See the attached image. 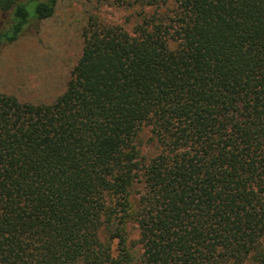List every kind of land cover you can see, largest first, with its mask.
I'll return each instance as SVG.
<instances>
[{
	"label": "trees",
	"instance_id": "obj_1",
	"mask_svg": "<svg viewBox=\"0 0 264 264\" xmlns=\"http://www.w3.org/2000/svg\"><path fill=\"white\" fill-rule=\"evenodd\" d=\"M117 1L52 102L0 92V264H128L132 219L141 264H264V0ZM58 2L0 0V49Z\"/></svg>",
	"mask_w": 264,
	"mask_h": 264
},
{
	"label": "rangeland",
	"instance_id": "obj_2",
	"mask_svg": "<svg viewBox=\"0 0 264 264\" xmlns=\"http://www.w3.org/2000/svg\"><path fill=\"white\" fill-rule=\"evenodd\" d=\"M132 10L117 0H59L51 18L38 21L19 42L0 49V92L21 101L52 102L64 91L80 58L86 21L95 16L108 23L130 24ZM136 141L147 159L160 150L149 125L142 127ZM138 189L132 197L135 210ZM128 231L133 255L128 264H141L143 249L136 220H130Z\"/></svg>",
	"mask_w": 264,
	"mask_h": 264
}]
</instances>
